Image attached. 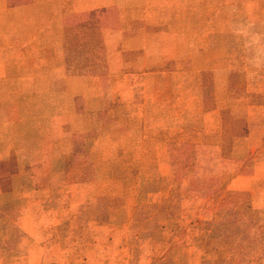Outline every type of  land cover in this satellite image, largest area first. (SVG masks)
<instances>
[{
  "label": "rangeland",
  "instance_id": "1",
  "mask_svg": "<svg viewBox=\"0 0 264 264\" xmlns=\"http://www.w3.org/2000/svg\"><path fill=\"white\" fill-rule=\"evenodd\" d=\"M114 1L63 0L84 95L0 86V264H264V0Z\"/></svg>",
  "mask_w": 264,
  "mask_h": 264
},
{
  "label": "crops",
  "instance_id": "2",
  "mask_svg": "<svg viewBox=\"0 0 264 264\" xmlns=\"http://www.w3.org/2000/svg\"><path fill=\"white\" fill-rule=\"evenodd\" d=\"M112 4H115L114 0H70L74 12L91 11ZM9 9L17 24L9 32H0V86H6V93L14 94L15 90L12 86L31 83L36 86L55 84L54 89L60 91L61 87L58 84L64 82L68 85L65 87V95L70 97V100L84 95V80L92 79L94 76L67 72V64L62 61L63 59L54 58L63 38V30H60L61 23L60 25L57 23L62 22L63 0H23L10 5ZM50 38H54V43H48L51 41ZM58 50L62 52V49L58 48ZM68 88L71 90L68 91ZM42 93L41 95H44L47 101L54 99L48 96V92ZM9 98L11 96H8ZM1 101H3L2 98H0ZM49 109H51L50 105ZM82 114L84 113L76 111L75 108L67 114L52 113L50 110L47 112V117L50 121H55L63 117L82 116ZM13 148L14 146H7L4 157L7 158ZM59 153L63 154V152Z\"/></svg>",
  "mask_w": 264,
  "mask_h": 264
},
{
  "label": "clouds",
  "instance_id": "3",
  "mask_svg": "<svg viewBox=\"0 0 264 264\" xmlns=\"http://www.w3.org/2000/svg\"><path fill=\"white\" fill-rule=\"evenodd\" d=\"M253 27L254 26L252 24L241 23L237 24L234 28L235 32L238 35L245 38L246 47L259 45L261 41L264 40V34L253 31ZM249 64L251 66V71L249 72V75H254L256 72L264 70V60H261L259 58H251L249 60Z\"/></svg>",
  "mask_w": 264,
  "mask_h": 264
}]
</instances>
